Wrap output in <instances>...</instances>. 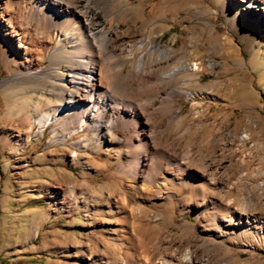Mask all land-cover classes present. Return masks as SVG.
Returning <instances> with one entry per match:
<instances>
[{
    "label": "rangeland",
    "instance_id": "obj_1",
    "mask_svg": "<svg viewBox=\"0 0 264 264\" xmlns=\"http://www.w3.org/2000/svg\"><path fill=\"white\" fill-rule=\"evenodd\" d=\"M166 1L131 0V13L109 18L112 27L135 30L127 40L123 85L138 104L154 99L149 122L158 140L150 146L155 160L166 164L160 177L172 181L161 197L132 201L131 179L117 170L130 163L123 130H116L117 143L87 146L93 122L65 141L66 132L55 131L62 119L40 129L34 122L41 114L67 101L63 83L54 87L46 72L14 78L0 62V264H178L187 255L202 264H264L263 27L243 12L240 0ZM23 2L10 7L13 25L40 39ZM57 34L51 28L46 36ZM152 39L172 54L157 52ZM111 55L105 52L90 67L116 71L120 61ZM183 63L187 81L179 72L170 78ZM43 67L56 68V61L46 59ZM156 78L161 89L153 86ZM148 86L151 94L143 91ZM170 88L185 93H176L169 118L161 107ZM58 183L66 202L53 196ZM125 192L130 203L123 209L117 200ZM247 208L251 225L237 228ZM225 212L237 225L223 224L226 235L219 237L211 217Z\"/></svg>",
    "mask_w": 264,
    "mask_h": 264
},
{
    "label": "bare ground",
    "instance_id": "obj_2",
    "mask_svg": "<svg viewBox=\"0 0 264 264\" xmlns=\"http://www.w3.org/2000/svg\"><path fill=\"white\" fill-rule=\"evenodd\" d=\"M240 1L243 12L260 23L264 32V0ZM13 2L14 0H0V62L6 61L9 69L13 71L11 77L14 78L33 79L46 72L48 79L53 83H63L64 86L60 90L68 96L67 101L57 105L53 112H43L34 125L45 129L50 123L62 119L57 122L55 131L66 132V135L62 137L65 141L72 135L71 132L93 122V138L83 141L87 146L101 142L117 143L121 140L116 130H123L127 134L125 143L129 148L130 163L128 166L120 165L117 170L131 179L130 184L134 186L130 193L132 201L137 205L138 198L145 194L161 197V191L171 186L172 181L169 182L168 179L160 177L166 164L155 160L156 155L152 153L154 149L150 146L151 142L156 140L155 125L149 122L153 121L150 109L154 106V99L149 98L148 104H138L136 103L138 101L129 95L133 90L125 89L123 85V70L129 61L126 50L130 46L127 40L131 34L135 33V30L130 24L112 27L109 19L131 13L134 10L131 0H24L29 17L38 24L36 31L43 35L40 39L30 37L29 29L21 27L18 29L13 25L10 12ZM170 2L168 0L164 4L169 5ZM99 4H104L106 7ZM103 11H107V15H103ZM51 28L58 30L59 35L46 36ZM151 43L153 48L162 55L172 54L155 39H152ZM105 52L112 53L111 56L117 57L120 61L116 71L112 69V66L110 68L107 65L99 67L100 69L90 67L94 62L104 60ZM50 58L56 61V68L46 70L43 62ZM143 68V63H139L137 69L142 71ZM172 71L170 78L179 72L180 79L187 81L189 75L184 63ZM111 76H114V79L113 77L111 79ZM55 83L54 87L57 84ZM161 83V78H156L154 88L161 89ZM106 84L109 86L106 87L109 88L110 93L103 90ZM154 88L148 86L143 91L151 94ZM167 91L168 97L161 109L169 113L170 118L176 103V93L183 94L185 90L170 88ZM109 110L113 112V116L106 118L105 113ZM143 119L146 120L145 127L140 125ZM142 130L144 135H141ZM167 164L174 166L178 171L182 169L180 164H175L172 160H169ZM141 167H148L149 172L140 171ZM52 193L54 198L59 197L62 202L68 199L61 183H58ZM129 196L125 192L117 200L123 209H126L130 203ZM168 196L170 200L173 195L170 193ZM243 210L240 226L236 224L231 212H225L221 217L218 214H212V228L215 234L219 237L226 235L222 231L223 224L228 227L234 225H237V228H242L243 225L249 227L251 225L248 215L250 210L248 208ZM126 232L131 233L129 229ZM155 260L151 259L143 264L172 263ZM178 264H202V261L196 256L187 255Z\"/></svg>",
    "mask_w": 264,
    "mask_h": 264
}]
</instances>
